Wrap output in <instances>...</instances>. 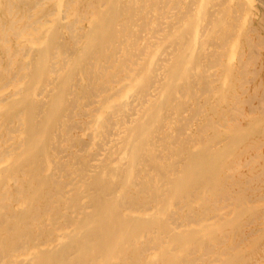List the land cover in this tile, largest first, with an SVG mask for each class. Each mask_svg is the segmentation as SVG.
I'll return each mask as SVG.
<instances>
[{
    "label": "bare ground",
    "instance_id": "1",
    "mask_svg": "<svg viewBox=\"0 0 264 264\" xmlns=\"http://www.w3.org/2000/svg\"><path fill=\"white\" fill-rule=\"evenodd\" d=\"M0 264H264V0H0Z\"/></svg>",
    "mask_w": 264,
    "mask_h": 264
}]
</instances>
